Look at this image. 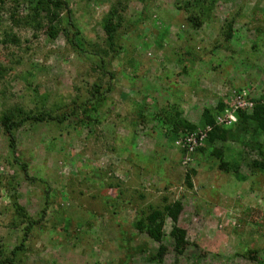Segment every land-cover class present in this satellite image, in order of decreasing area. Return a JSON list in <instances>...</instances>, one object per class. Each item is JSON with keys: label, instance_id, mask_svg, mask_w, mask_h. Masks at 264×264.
<instances>
[{"label": "rangeland", "instance_id": "374dc122", "mask_svg": "<svg viewBox=\"0 0 264 264\" xmlns=\"http://www.w3.org/2000/svg\"><path fill=\"white\" fill-rule=\"evenodd\" d=\"M17 1L24 8V0ZM182 1L154 0L140 20L141 0H68L75 27L98 47H103L104 38L101 18L115 3L122 8L124 26L140 20L121 36L122 49L102 76L94 61L69 48L63 32L50 38L43 28L34 32L11 29L8 12L12 4L5 0L0 39L10 29L19 41L6 48L0 45V65L5 70L0 77V114L12 107L29 114H58L87 95L93 83L104 88L108 71L114 77L96 110L76 114L80 122L70 117L60 125L27 123L16 131L15 156L55 196V205L46 209L43 227L33 230L29 251L20 264H118L124 254L123 235L130 236V247L146 242L154 251L157 244L132 228L133 217L148 205L175 200L182 203L175 226L185 233L188 244L176 257L167 220L162 242L167 250L160 264H264L262 176L250 175L235 183L199 154L197 162L192 159L183 168L172 140L164 138L165 128L154 117L140 122L136 111L143 102L149 107L142 113L146 118V113L152 114L150 109L179 95L184 119L196 124L203 108H213L218 99L230 98V93L260 98L264 93V0H218L209 19L196 30L186 22ZM228 12L235 19L226 43L223 31ZM192 81L196 84L191 88ZM85 121L92 123L84 125ZM150 130L154 133L146 134ZM243 138L229 142L226 151L234 159L241 158V171L247 173V163L259 161L261 155L252 143L242 142L248 135ZM258 142L264 145V136ZM6 155L0 128V173L7 176L6 181L4 176L0 179V244L10 248L17 243L18 231L9 226L13 215L9 195L16 192L18 205L31 216L42 209L43 199L41 188L22 174L10 182L18 169L5 164ZM87 168L91 174L111 175L128 189L126 193L136 190L116 222L111 223L110 215L88 196L95 190L90 181L81 180ZM186 168L195 171L190 187L183 181ZM87 220L89 225L84 227ZM144 256L138 253L130 263L154 264Z\"/></svg>", "mask_w": 264, "mask_h": 264}, {"label": "trees", "instance_id": "16d2710c", "mask_svg": "<svg viewBox=\"0 0 264 264\" xmlns=\"http://www.w3.org/2000/svg\"><path fill=\"white\" fill-rule=\"evenodd\" d=\"M143 1V7L140 12V20H143L146 16L145 10L148 4L153 3L154 0H141ZM218 0H183L184 12H186V22L189 26L196 30L203 23H205L210 15V10L213 5ZM5 0H0V12L4 9ZM26 3L24 8L20 1L11 0V7H9L8 21L11 29H30L31 31H36L38 29H44L50 38H54L59 32H63L65 43L69 48L77 53H84L87 60L94 61L96 68L100 70L102 76L105 73V66L110 63L122 49L119 44L120 38L125 34L129 28H133L140 20H136L130 23L128 26H124L122 23V8H117L116 5L111 6L106 14L101 18V30L103 32V47H98V45L86 41L81 35L80 31L75 27L73 19L71 17V10L69 8L68 0H24ZM190 9V10H189ZM255 18V16H253ZM235 14L231 12L226 14L223 40L224 42H229L232 37V23L234 22ZM124 26V27H123ZM18 38L12 33V30H8L2 35L0 39V45L4 48L10 45H17ZM188 52V51H187ZM187 54L191 55V51ZM106 58V60H104ZM5 70L0 65V77L3 76ZM108 82L103 88L98 83H93V85L87 91V95H83L81 99L67 106L65 109L59 111L58 114H51L50 112L39 111L36 114H29L24 112L23 109L19 107H12L5 109L0 114V128L2 130V136L6 140L7 155L4 158L5 164L18 169V173L14 172L13 175L9 177L10 182L13 183L15 179L18 178V174H22L24 179L28 180L30 183H36V185L41 188L42 195V209L38 210L34 216L27 213V210L18 205L16 192L9 195L11 206L13 209V215L9 221V226L14 227L18 231L17 243L13 247H4L0 244V264H20L24 256L28 253L27 242L31 237L34 236V229L43 227L42 223L44 221V216L46 209H50L51 205H55V196L53 197V192L46 185L42 178L37 176L29 175V167L25 161L19 160L15 156L16 131L27 123H53L62 124L67 118L73 117L75 121L80 122L76 114L81 111L87 114L89 111H94L103 102L104 93L108 92L110 87V82L112 81L113 73L111 71L107 72ZM192 88L196 81L189 83ZM232 94V93H230ZM229 94V95H230ZM228 96V95H227ZM231 96V95H230ZM233 96V95H232ZM180 96L176 95L174 101H165L163 105L159 108L153 107L150 112L146 113L147 117L142 113L147 112L149 107H146L143 102L137 106V117L142 122L143 120H148L147 118L154 117V120L159 122L165 128V137L174 140L176 137H182L185 134H194L204 131L205 127L208 126L209 130L205 132V137L202 143L193 148L192 152H189V156L197 162V155H206L208 161L214 164L216 171L219 173H224L232 177L234 182H241L248 180L250 175H260L264 182V145L258 142L260 136H264V103L261 102L264 99V93H261L260 98L253 97L247 98L249 102L253 103L251 108H238L232 111L234 114V121L229 125H221L215 123V118L222 116L225 111H231L229 106L228 97L223 99H218L213 108H203L199 115L198 123H191L189 120L184 119V111L181 104L178 103ZM262 98V99H261ZM246 99V98H245ZM156 112V113H155ZM89 120V119H87ZM87 123H92V121H85L84 125ZM79 123L78 125H80ZM154 131H146V134ZM248 138L242 141L246 146L256 147L261 155L259 161L252 160L247 163L246 169L247 173L241 171V158L230 156L227 149H230L229 142H240V139H244L243 136ZM238 138H240L238 141ZM185 150L181 149V154H184ZM7 166V167H8ZM15 167V168H16ZM83 173L81 180L90 181L92 185L93 194L88 195L91 199L97 200L98 207H101L102 211L107 212L110 215L109 221L114 223L118 219V214L123 212L126 207L130 205V200L133 198V189L130 193L127 188L122 187L120 181L114 182L112 176H102L100 173L91 174L90 169ZM195 171L193 169L187 168L184 172L185 186L190 187V176H193ZM5 177L7 179L6 173H0V179ZM102 177V178H101ZM81 180L79 182H81ZM9 185V184H8ZM2 186V184H1ZM9 187L13 188V185ZM15 188V187H14ZM139 200H142L143 196L137 193ZM131 196V199H130ZM64 198V197H63ZM65 199V198H64ZM163 201H166V197H162ZM133 204V202L131 201ZM100 209V210H101ZM182 210V203L179 200L172 202H164L162 206H151L148 205L144 210L136 212L131 226L136 231V233L143 234L150 241L157 244L154 251L149 250L147 243L138 245L136 247H130L128 244L130 236H122V241L124 245L121 248L124 250V254L121 259H118V264H131L130 260L136 257L138 253L140 255L145 254V259L149 263L160 264L162 258L166 253V246L162 244L164 239L163 227L165 222L169 220L170 230L168 232V238L171 242L173 252L175 256L182 255L188 242L186 241L185 233L175 226L178 215ZM244 217V214L242 215ZM262 226H264L263 220L261 221ZM84 227H88L89 221L83 223ZM127 243V245H126ZM249 255V254H248ZM250 261H254L253 258L248 257Z\"/></svg>", "mask_w": 264, "mask_h": 264}, {"label": "built area", "instance_id": "2783aa9c", "mask_svg": "<svg viewBox=\"0 0 264 264\" xmlns=\"http://www.w3.org/2000/svg\"><path fill=\"white\" fill-rule=\"evenodd\" d=\"M230 98H229L230 101L229 106L231 107V111H225V113L222 116L216 117L215 119L216 124L229 125L234 121V116L232 111H234L235 109L237 110L238 108H244V107L250 108L252 105V103L247 101L242 95L234 96V94L232 93ZM208 130L209 127L206 126L204 131L202 132H198L194 134H185L181 139L175 141V145L186 149L187 152H191L193 151L194 147L202 143L205 137V132Z\"/></svg>", "mask_w": 264, "mask_h": 264}, {"label": "clouds", "instance_id": "9594fccd", "mask_svg": "<svg viewBox=\"0 0 264 264\" xmlns=\"http://www.w3.org/2000/svg\"><path fill=\"white\" fill-rule=\"evenodd\" d=\"M247 100V99H246ZM248 101V100H247ZM261 102H263L264 103V99L261 101ZM252 103V102H251ZM253 106V103H252V105H251V107ZM250 107V108H251ZM233 116H234V114H233ZM218 117V116H217ZM216 119V118H215ZM216 123V122H215ZM183 137V136H182ZM182 137H176L174 140H172V144L174 145L173 147L175 148V150L179 153V157H178V160H177V162H179L180 163V165L183 167V168H185V167H187L190 163H191V160H192V158L189 156V152H187L186 151V149H184L185 150V152H184V154H181V147H179V146H176L175 145V141H177V140H179V139H181ZM192 152V151H191ZM187 169V168H186Z\"/></svg>", "mask_w": 264, "mask_h": 264}]
</instances>
